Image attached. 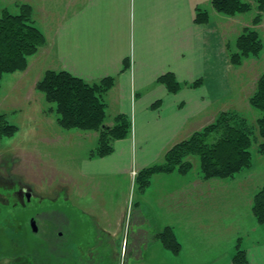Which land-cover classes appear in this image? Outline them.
<instances>
[{
	"label": "crops",
	"instance_id": "1",
	"mask_svg": "<svg viewBox=\"0 0 264 264\" xmlns=\"http://www.w3.org/2000/svg\"><path fill=\"white\" fill-rule=\"evenodd\" d=\"M13 1L16 11L20 3L32 6L47 39L22 73L32 61H42L49 70L88 82L116 77L109 111L129 116L133 133L115 143L112 155L84 161L85 175H130L134 168L159 164L168 149L222 110L225 99L217 85L224 81V52L215 36L225 17L212 0ZM197 8L210 13L209 24L194 22ZM166 73L180 83L202 78L204 85L169 94L158 83ZM236 180H204L198 171L152 176L139 200L142 220L135 230L142 235L127 264H234L240 244L248 264H264V229L252 213L257 188L246 190ZM167 227L181 244L178 255L152 238Z\"/></svg>",
	"mask_w": 264,
	"mask_h": 264
},
{
	"label": "rangeland",
	"instance_id": "2",
	"mask_svg": "<svg viewBox=\"0 0 264 264\" xmlns=\"http://www.w3.org/2000/svg\"><path fill=\"white\" fill-rule=\"evenodd\" d=\"M7 1L9 5L0 4V9L10 6L17 13L14 1ZM258 14L255 6L252 12L235 17L220 14L225 18L215 40L224 52V81L217 87L225 102L204 127L222 111H237L250 122L261 115L249 98L264 72V51L239 67L229 56L246 28L257 30L264 42V14L258 26L253 24ZM48 68L45 62L32 61L28 73L7 74L2 81L0 115H6L18 132L0 141V264H127L137 246L136 236L142 235L135 225L142 220L139 200L146 187L141 188L139 173L145 168H134L130 175L83 173L84 161L93 160L89 157L98 134L64 130L57 124V114L49 110L53 105L34 89ZM109 114L108 125H112L116 114L111 110ZM253 154L252 167L235 177L246 190L253 187L258 192L264 187V156L255 149ZM17 186L36 196L23 209L11 206L13 192L20 190ZM32 218L37 220V233L30 228Z\"/></svg>",
	"mask_w": 264,
	"mask_h": 264
},
{
	"label": "trees",
	"instance_id": "3",
	"mask_svg": "<svg viewBox=\"0 0 264 264\" xmlns=\"http://www.w3.org/2000/svg\"><path fill=\"white\" fill-rule=\"evenodd\" d=\"M212 8L224 16L235 17L247 14L256 7L259 14L254 26L261 23L264 14V0H212ZM32 6L23 4L18 12L0 9V91L3 77L7 74L24 72L29 58L46 46L47 39L36 25ZM194 22L198 25L210 23V13L197 8ZM236 51L229 53L231 63L241 66L250 58H258L264 51L260 33L246 28L236 41ZM127 63L123 70L127 69ZM116 77H106L88 82L67 71L47 70L36 84V90L45 101L53 105L49 110L57 114V124L64 130H80L98 134L97 146L90 153V159L105 158L115 151V143L130 137L133 131L132 119L122 113L112 116L108 108V94L116 86ZM169 94H178L183 88L198 89L204 79L192 83H180L174 73L159 77ZM156 102L152 108H158ZM250 106L261 113L255 122H250L237 111H222L212 124L195 131L189 138L174 144L166 151L162 162L143 169L139 173L141 188H148L156 174L179 173L188 175L198 167V176L204 180L233 179L252 167L253 149L264 156V72L260 76L254 93L249 98ZM18 127L11 124L7 116L0 115V141L13 137ZM252 213L264 229V187L254 196ZM171 227L153 235L166 249L179 254L181 244ZM100 237V236H99ZM234 264H248L247 253L238 246ZM36 264V263H35Z\"/></svg>",
	"mask_w": 264,
	"mask_h": 264
},
{
	"label": "flooded vegetation",
	"instance_id": "4",
	"mask_svg": "<svg viewBox=\"0 0 264 264\" xmlns=\"http://www.w3.org/2000/svg\"><path fill=\"white\" fill-rule=\"evenodd\" d=\"M14 183V181H12V184ZM12 186V185H11ZM19 187L17 186V189H18ZM20 189V188H19ZM11 198H13V204L11 203V206H15V205H19V207H22V209L24 208V207H26L29 203H31V201L34 199V198H36V196L31 192V191H29L27 188H23L22 190L20 189V190H15L14 192H13V194H12V196H11ZM15 198V199H14ZM32 221H36V224H37V220L36 219H34V218H32L31 220H30V228L32 229V226H31V222ZM37 227H38V225H37ZM38 230H39V228H38ZM32 231H33V229H32ZM38 232V231H37ZM37 232H34L33 231V233H37ZM1 258H3V257H0V260H1Z\"/></svg>",
	"mask_w": 264,
	"mask_h": 264
},
{
	"label": "water",
	"instance_id": "5",
	"mask_svg": "<svg viewBox=\"0 0 264 264\" xmlns=\"http://www.w3.org/2000/svg\"><path fill=\"white\" fill-rule=\"evenodd\" d=\"M31 226H32V229H33L34 232L38 231V227H37L36 221H32L31 222Z\"/></svg>",
	"mask_w": 264,
	"mask_h": 264
}]
</instances>
